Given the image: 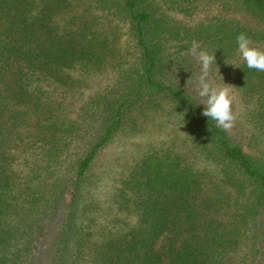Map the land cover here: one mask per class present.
<instances>
[{
	"label": "trees",
	"instance_id": "obj_1",
	"mask_svg": "<svg viewBox=\"0 0 264 264\" xmlns=\"http://www.w3.org/2000/svg\"><path fill=\"white\" fill-rule=\"evenodd\" d=\"M240 33L264 51V0H0V264H264V72ZM193 43L233 86L229 130L175 73Z\"/></svg>",
	"mask_w": 264,
	"mask_h": 264
},
{
	"label": "clouds",
	"instance_id": "obj_2",
	"mask_svg": "<svg viewBox=\"0 0 264 264\" xmlns=\"http://www.w3.org/2000/svg\"><path fill=\"white\" fill-rule=\"evenodd\" d=\"M250 39L245 33L237 36L238 53L249 69L264 72V51L250 47ZM190 54L198 61L200 73L196 80V95L204 106L201 113L216 123V127L229 130L234 126L236 116L232 110V96L230 88L233 86L223 82V86L215 85L210 79V68L216 64L214 54L206 51H198V46L193 43ZM236 66L234 63L230 64ZM238 67V66H236Z\"/></svg>",
	"mask_w": 264,
	"mask_h": 264
},
{
	"label": "rangeland",
	"instance_id": "obj_3",
	"mask_svg": "<svg viewBox=\"0 0 264 264\" xmlns=\"http://www.w3.org/2000/svg\"><path fill=\"white\" fill-rule=\"evenodd\" d=\"M189 57H190V54L186 55L187 59ZM184 60L185 59H182L181 61L179 60L177 64L174 66V69L176 70L175 73H177L179 69L185 68L186 73H184V82L186 83V87L196 95V80L200 73V65L194 57H193V62H195V64L191 68H190V65H192V62L190 61L187 62V60L185 61ZM210 79L215 85L222 86V84L220 85V83L217 82V78H215V76H213L211 73H210ZM230 93H231L232 100H233L232 108L233 110L235 109L237 110L238 105H239L237 97L231 91V89H230ZM160 121H161V118L156 117L154 119L153 124L158 125ZM148 128H150V126ZM148 128L147 130H150ZM152 131H154V129H152ZM173 136H174V132H172L171 134V137ZM151 139L159 140L160 139L159 134L155 133L152 135L150 133H144V135L137 137V138L135 137L131 138L126 135L119 136L103 153L102 159H101L102 165L103 166H109V165L113 166L112 172L114 174L121 173L124 169H126L132 163L134 156L136 155L138 151L137 148H139L140 146H143V144H147ZM111 183H112V180L108 182V184H111ZM102 199L103 200L105 199V194L102 195Z\"/></svg>",
	"mask_w": 264,
	"mask_h": 264
}]
</instances>
